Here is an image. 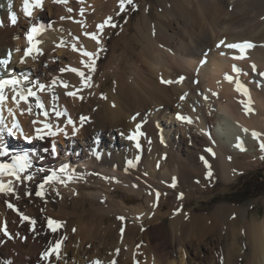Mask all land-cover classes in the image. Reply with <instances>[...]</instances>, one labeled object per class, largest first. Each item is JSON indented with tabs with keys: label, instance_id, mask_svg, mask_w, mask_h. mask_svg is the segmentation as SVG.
Returning <instances> with one entry per match:
<instances>
[{
	"label": "bare ground",
	"instance_id": "obj_1",
	"mask_svg": "<svg viewBox=\"0 0 264 264\" xmlns=\"http://www.w3.org/2000/svg\"><path fill=\"white\" fill-rule=\"evenodd\" d=\"M232 1L174 0L171 10L165 6L155 35L148 34L154 51L138 59L116 56V84L108 91L111 76L102 72L103 55L112 24L123 12L119 0H42V7L30 8L31 15L24 11V0H0V58L10 59L7 67H0V79H20L19 87L32 88L44 104L40 109L36 97H29L17 105L9 85L0 114L9 126L18 121L26 135H34L37 128L45 135L31 141L19 134L4 136L10 150L30 154L34 179L14 182V195L0 194V264H264V218L249 223L246 210L225 205L211 215L195 214L188 209L183 180L196 171H214L231 184L264 158L258 147L264 142V0H236L229 10ZM108 17L111 23L101 29ZM33 25L41 30L29 42ZM85 33H96L99 44ZM246 42L254 47L243 52L226 47ZM93 60L95 71L89 67ZM71 68L85 76L67 70ZM181 71L186 74L183 81ZM89 76L91 87H86ZM176 96L183 97L191 123L178 118L183 106ZM215 106L234 120L233 129L225 113L218 116L211 109ZM212 116L218 122L210 133L207 121ZM44 124L55 134L47 135ZM137 130L143 133L140 148L128 139ZM116 132L121 141L100 147L103 137L114 141ZM197 144L205 148L202 153ZM2 157L11 162V155ZM61 167L67 171L59 173ZM53 171L64 182L52 181L45 185L44 196H36L39 184ZM9 179L14 180L3 177L5 183ZM86 206L89 220L81 211ZM238 212L244 219L239 229L227 231L220 225V219ZM49 219L60 224L56 231L48 226ZM5 226L9 235L3 232ZM142 240L146 256L139 262ZM58 242L57 258L50 250Z\"/></svg>",
	"mask_w": 264,
	"mask_h": 264
},
{
	"label": "rangeland",
	"instance_id": "obj_2",
	"mask_svg": "<svg viewBox=\"0 0 264 264\" xmlns=\"http://www.w3.org/2000/svg\"><path fill=\"white\" fill-rule=\"evenodd\" d=\"M163 1L164 0H133L132 4H127L126 8L121 13L122 15L116 23L113 32L107 36L108 43L105 48V54L103 55L106 57L104 59L102 72L111 76V84L107 88L108 91L116 84L113 74L114 65L117 62L116 56H135V58L138 59L139 56L146 57L148 53L150 54L152 50L154 51V46L148 40V34L151 36L155 35L157 31L156 23L165 14V6L169 8L168 10H171L174 5V0H166V4H164ZM235 3L236 0L231 2L229 10L232 9ZM258 20L263 21V18L260 17ZM141 60H143L142 57ZM181 74L179 80H181L182 77L183 79L181 81H183L186 79V74L183 71H181ZM199 80V82H202L201 78H199ZM203 84L204 83L201 84L202 87L205 86V84ZM204 88L208 89V87ZM175 100H179L177 104L183 106V108L178 107V115L190 118V111L187 115L184 113L187 107L183 104L184 100L182 97L176 96ZM206 105L207 104H205V108H208L209 106ZM211 109L217 112L218 116L225 113L228 117L227 124L229 123V127L233 129L235 125L232 122L234 120L228 116V113L226 114V112H224L225 110H221V108L216 106ZM207 122H209V132L211 133L213 132V125L216 123L217 126L218 119L216 116H212ZM137 131L142 133L140 130ZM122 137L123 136L119 132H116L114 135V141H110L109 138L105 136L101 139L100 147L113 146L115 140L121 141ZM92 143H94V141H92ZM258 147H260V145ZM195 149L200 153H202V150H205V148L203 149L202 145L199 144L196 145ZM209 173L206 171H196V173H193L195 175H192V177L188 176L189 178L185 177L183 179L185 190H189V198L187 199L188 209H192L195 214L211 215L217 211L219 206L225 205L233 206L237 211L246 210L247 222L249 223L253 221V219L259 220L264 218V158H262L260 162H257V164L248 166L246 170L244 169L241 171L238 175V179L231 184H225L217 177L214 171ZM88 208L89 207L86 206L83 208L84 210L81 211L86 213L87 219L89 220L92 216L87 212V210L89 211ZM239 213L240 212L232 214L230 217L220 219V225L226 228L227 231L239 229L244 222V219L240 217ZM126 227L127 225L122 226V228ZM146 246V240H142L140 242V249L143 252L137 258V261L142 262L145 260L146 251H144V249H146Z\"/></svg>",
	"mask_w": 264,
	"mask_h": 264
},
{
	"label": "snow or ice",
	"instance_id": "obj_3",
	"mask_svg": "<svg viewBox=\"0 0 264 264\" xmlns=\"http://www.w3.org/2000/svg\"><path fill=\"white\" fill-rule=\"evenodd\" d=\"M57 2H66V0H57ZM133 0H119L120 3V8L121 11L124 10L126 4H132ZM11 6V5H9ZM32 7H42V0H34V3L30 4L29 0H24V11L26 13V15H31L30 12V8ZM68 11H72V9H68ZM81 15H83L84 9L80 10ZM10 19H11V23L15 24L17 22V17L16 14L13 12L10 15ZM112 21L111 17H108L103 24H101L99 27L102 29L104 27L105 24H110ZM0 26H2V21H0ZM113 27H115V24H112ZM41 30V28H38L36 25H33L31 28V31L27 34V38L29 40V42H32L33 40V34L34 33H38ZM85 35H90L91 38L97 40V43L99 44V38L97 37L96 33H85ZM78 39V38H77ZM224 42L221 41V44H223ZM220 45H217V47H219ZM226 47L228 48H239L241 49V51L243 52L244 49L247 48H251L254 47V45H252L251 43H244V44H229L226 45ZM72 48L75 50L76 49V45L73 44ZM19 50V49H17ZM32 49L29 48L25 55L27 56L28 53L31 51ZM103 49L101 48V51ZM10 55V53H9ZM85 56L88 57H96L98 56V53H92V52H84ZM23 62V60H22ZM206 62V60H202L201 64H204ZM9 63V59L8 58H0V67H7ZM89 67L91 68L92 71H95V62L93 60V63L91 65H89ZM253 71H255L256 66L253 64L252 66ZM64 69H62L63 71ZM67 70H71L73 72L78 73V75L80 77H84L85 73L83 71H80L79 69L76 68H71V69H67ZM238 70V69H237ZM260 75L264 76V72L260 73ZM25 80H27V76L24 77ZM91 77H87V79L84 81V86L86 87H91V84L89 83ZM183 78L181 77V80ZM229 79H231V77H229ZM163 83L165 84H169V83H173V81H168V80H162ZM22 81L20 79H16V78H12V79H0V105L3 104L4 100L6 99V97L3 94L4 88L5 86H12L13 91L15 92V95L13 96V100L16 102L17 105H19V103L21 101L27 102L29 97H36V107L40 108V109H44V104L41 102L40 97L36 95V92H34L32 90V88H22L19 87L21 85ZM38 83V82H37ZM55 83V81L53 82ZM65 87H67V85H64ZM44 85H39L40 90L44 89ZM238 89L240 88V85H237ZM245 94L247 95V89L244 90ZM70 96H74L76 95L75 92H69L67 93ZM17 97L19 99H17ZM183 98V97H182ZM251 103V98L249 95V104ZM246 110L251 111V108H248L246 106ZM29 112H31V108L29 107L28 109ZM55 111V110H54ZM0 113H2V108H0ZM9 114L10 115H14L13 110L9 109ZM44 115L47 116L48 112L45 110L44 111ZM56 116H61L63 115L62 112H55ZM179 119L182 120H187L188 123H191L192 120L189 117H183L180 116L178 117ZM83 119V118H82ZM68 123L71 124L73 123L71 121V119L69 118ZM44 128L49 129V131L47 132V135H54L55 133H53L50 130V125L48 124H44ZM137 128H139V126H137ZM11 135V136H17L18 134L20 136L23 137L24 140H34V139H40L43 140L45 138V135L42 134L41 129L37 128L35 131V134L32 136L26 135L23 132V129L21 128L20 124L17 122H14L12 124V126H9L6 122L5 119L3 117L2 114H0V156H9L11 155V162L10 163H4V162H0V194H6V195H14L15 194V189H14V182L23 184L24 181H32L34 179V173H32L30 171V169H32L33 164H32V158L30 156L29 153H20V152H15L13 150H10L8 148V146L5 144L4 142V136L5 134ZM65 135H67V133H65ZM143 135V133H140L139 131L134 132L132 135H130L128 137L129 140H133L136 142V147L140 148L141 145L139 143V136ZM259 133L253 132V136L254 137H259ZM261 149L264 150V142L261 143ZM237 147H241V150H244L241 144H238ZM45 151H47V149H45ZM52 151L55 152V145H53ZM129 166L131 167H135V164L132 161H128L127 162ZM37 171H44L43 169H37ZM67 170L64 167H61L59 169V173H65ZM210 174V173H209ZM8 176V177H13L14 180L9 179L7 181V183L4 182L3 177ZM68 179H72V176H69ZM55 180H60V175L56 172L53 171L51 173V175H48L47 177L44 178L43 182L39 184V188L41 189L40 191H37L35 193L36 196H44V188L45 185L49 184L52 181ZM61 183H63V180H60ZM172 187H175V183L172 184ZM28 195H32L31 192L27 193ZM159 197V193H157V198ZM16 198L19 199V196L16 195ZM8 207L13 208L14 205L12 203H8ZM23 215V214H21ZM24 220H28L29 217L24 216L23 217ZM120 219H123V217H121ZM33 224H35V221H32ZM48 226L53 230L56 231V229L58 227H60V224L56 221H53L51 219H49L48 221ZM73 231H75V229H73ZM3 232L5 235H9L6 226L3 228ZM59 248H60V243L58 242L54 248H52L50 251L51 252H55L57 254V258L59 257ZM44 258L48 259L49 256V252H45L44 254ZM4 264H12L11 260H7L4 262ZM93 264H100L99 261H94ZM112 264H115V262L113 261Z\"/></svg>",
	"mask_w": 264,
	"mask_h": 264
}]
</instances>
